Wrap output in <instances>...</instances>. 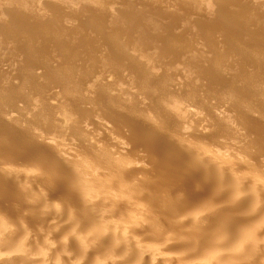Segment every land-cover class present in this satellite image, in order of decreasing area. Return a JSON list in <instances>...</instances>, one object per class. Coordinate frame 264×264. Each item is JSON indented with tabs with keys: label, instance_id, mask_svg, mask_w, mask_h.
I'll return each instance as SVG.
<instances>
[{
	"label": "bare ground",
	"instance_id": "obj_1",
	"mask_svg": "<svg viewBox=\"0 0 264 264\" xmlns=\"http://www.w3.org/2000/svg\"><path fill=\"white\" fill-rule=\"evenodd\" d=\"M0 264H264V0H0Z\"/></svg>",
	"mask_w": 264,
	"mask_h": 264
}]
</instances>
